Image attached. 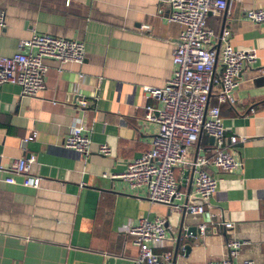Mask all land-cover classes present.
<instances>
[{"label":"crops","instance_id":"1","mask_svg":"<svg viewBox=\"0 0 264 264\" xmlns=\"http://www.w3.org/2000/svg\"><path fill=\"white\" fill-rule=\"evenodd\" d=\"M228 2L224 13L208 16L207 27L215 35L229 30L231 46L254 49L257 60L239 75L234 104L218 103L212 94L209 105L219 107L227 139L245 137L231 145L243 169L208 168L217 188L207 210L193 217L103 176L123 172L151 146L155 127L143 116L155 101L143 88L166 85L180 33L165 19L168 7L159 0H0V57L14 55L19 42L35 34L76 40L85 50L82 64L46 61L45 89L36 97L21 96L17 86L0 87V264H131L137 249L122 226L154 216L166 218L173 239L155 252L171 253V264L220 260L231 241L241 244L234 261L264 264V24L243 18L246 10L263 9L264 0ZM144 25L149 30H141ZM79 98L87 101L83 110ZM78 120L89 129L88 156L63 144ZM32 131L36 138L25 141ZM100 144L111 154L101 155ZM30 154L36 157L31 171L41 178L39 188L23 186L22 177L7 168L10 160ZM211 154L210 136L203 133L191 157ZM190 170L175 169L183 202L193 189ZM7 175L15 182L5 183ZM223 222L233 227L227 230ZM201 224L207 225L205 235L186 236L189 226ZM188 244L192 251L186 258Z\"/></svg>","mask_w":264,"mask_h":264},{"label":"built area","instance_id":"2","mask_svg":"<svg viewBox=\"0 0 264 264\" xmlns=\"http://www.w3.org/2000/svg\"><path fill=\"white\" fill-rule=\"evenodd\" d=\"M159 1L169 9L166 21L178 25L180 33L173 50L172 76L166 85L162 89L143 88V92L155 101L146 106L143 116L145 124L155 127L151 146L129 161L123 172L103 173V176L119 178L126 182L130 190L143 191L151 203L162 204L175 211L185 209L196 217L207 210L217 188V179L209 173L208 168L226 173L243 169V162L231 145L245 137H225L220 109L217 105H209L210 96L213 94L218 103L234 104L238 77L256 62L257 55L254 49L235 50L230 44L229 30L223 29L220 35H215L207 27L208 16L224 13L229 5L228 0ZM158 13L161 14V10ZM243 18L253 24H264V8L246 10ZM3 27L4 13L0 11V29ZM140 29L145 31L149 27L144 25ZM217 41L222 45L218 49L214 46ZM84 60L83 43L48 34H35L21 40L14 55L0 57V87L17 86L21 96L36 97L45 89L46 61L63 65L82 64ZM77 107L85 109L87 101L79 98ZM253 112L251 108L250 113ZM203 133L213 138L212 154L191 157V151ZM36 136L37 132L32 131L25 141ZM63 144L84 156L90 154L92 141L83 120L70 126ZM98 151L103 156L111 154L107 144H100ZM35 161L36 157L30 154L10 160L7 168L22 177L23 186L39 188L41 178L31 171ZM178 167L194 171L193 189L187 202H183L185 194L176 180L175 169ZM3 181L12 184L15 179L7 175ZM222 225L227 230L233 227L229 222ZM198 229L200 235H205L207 225L201 224ZM122 232L131 238L137 249L131 264H171V253L159 255L155 252L162 249L166 242L173 241L167 234L164 216L141 217L135 224L123 225ZM240 247L239 242L231 241L226 257L204 264H255L251 260L234 261Z\"/></svg>","mask_w":264,"mask_h":264},{"label":"water","instance_id":"3","mask_svg":"<svg viewBox=\"0 0 264 264\" xmlns=\"http://www.w3.org/2000/svg\"><path fill=\"white\" fill-rule=\"evenodd\" d=\"M210 141L213 144V138L212 137H210ZM193 172H194L193 169H191L190 172H189L191 177L193 176ZM187 174H188V172L185 171L184 177H186ZM198 235H200V233H199V229H198L197 226L191 225V226H189L187 228V230H186V236L187 237H190V238L195 239V238H197ZM181 237H182V232H181V230H179L178 237H177V242H176L177 246H179V244L181 242ZM183 250L185 252L184 256L187 258L190 255L191 251H192V246L189 245V244L188 245H185L183 247Z\"/></svg>","mask_w":264,"mask_h":264}]
</instances>
